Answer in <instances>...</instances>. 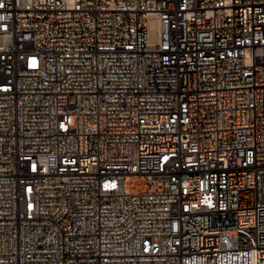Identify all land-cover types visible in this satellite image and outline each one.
Masks as SVG:
<instances>
[{"label":"built area","instance_id":"2783aa9c","mask_svg":"<svg viewBox=\"0 0 264 264\" xmlns=\"http://www.w3.org/2000/svg\"><path fill=\"white\" fill-rule=\"evenodd\" d=\"M0 264H264V0H0Z\"/></svg>","mask_w":264,"mask_h":264},{"label":"rangeland","instance_id":"374dc122","mask_svg":"<svg viewBox=\"0 0 264 264\" xmlns=\"http://www.w3.org/2000/svg\"><path fill=\"white\" fill-rule=\"evenodd\" d=\"M126 181L130 184V193H138L139 191L137 190V184L139 182H144V177L140 176H128L126 177ZM148 191V186H146L144 192Z\"/></svg>","mask_w":264,"mask_h":264}]
</instances>
